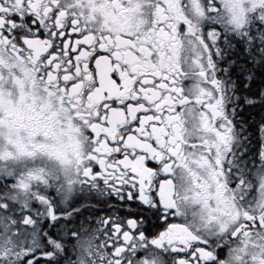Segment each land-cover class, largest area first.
I'll use <instances>...</instances> for the list:
<instances>
[{"label": "snow or ice", "instance_id": "snow-or-ice-1", "mask_svg": "<svg viewBox=\"0 0 264 264\" xmlns=\"http://www.w3.org/2000/svg\"><path fill=\"white\" fill-rule=\"evenodd\" d=\"M0 264H264V0H0Z\"/></svg>", "mask_w": 264, "mask_h": 264}]
</instances>
